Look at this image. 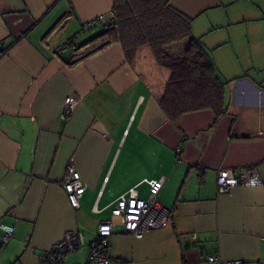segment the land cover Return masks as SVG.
Instances as JSON below:
<instances>
[{
  "label": "crops",
  "instance_id": "0c3cea01",
  "mask_svg": "<svg viewBox=\"0 0 264 264\" xmlns=\"http://www.w3.org/2000/svg\"><path fill=\"white\" fill-rule=\"evenodd\" d=\"M173 3L225 81L214 125L210 109L167 119V77L149 50L128 61L106 30L113 0H0V264H39L73 229L86 264L117 197L136 186L146 198L157 178L167 225L141 237L115 228L109 264H264V0ZM68 163L84 185L76 209L60 185ZM245 166L262 184L217 190V169Z\"/></svg>",
  "mask_w": 264,
  "mask_h": 264
},
{
  "label": "trees",
  "instance_id": "16d2710c",
  "mask_svg": "<svg viewBox=\"0 0 264 264\" xmlns=\"http://www.w3.org/2000/svg\"><path fill=\"white\" fill-rule=\"evenodd\" d=\"M112 13L106 30L117 32L125 58L131 61L146 48L167 69L158 104L169 121L176 124L184 113L210 109L214 125L226 113L225 81L193 35V18L173 0H113Z\"/></svg>",
  "mask_w": 264,
  "mask_h": 264
},
{
  "label": "built area",
  "instance_id": "2783aa9c",
  "mask_svg": "<svg viewBox=\"0 0 264 264\" xmlns=\"http://www.w3.org/2000/svg\"><path fill=\"white\" fill-rule=\"evenodd\" d=\"M101 20H103V16L98 15L86 21L83 26L89 28ZM75 103L74 96H69L65 100L64 116L71 115ZM145 181L148 183L146 198H141L136 186H132L117 197L111 207L109 217L98 221L95 239L89 245L86 264H109L110 260L106 249L108 238L117 227L124 233L141 237L147 230L158 229L167 225L169 208L158 200L163 181L160 178L145 179ZM216 183L219 192H226L236 185H260L262 181L254 166H245L217 169ZM60 185L66 193L70 206L74 209L78 208L84 185L79 172L72 163L66 165ZM10 235L11 229H5V233L1 236L2 241L5 242ZM80 245L81 238L77 230L64 231L61 237L43 252L39 264H63L64 256L76 251ZM214 259L216 256L208 257L209 261Z\"/></svg>",
  "mask_w": 264,
  "mask_h": 264
},
{
  "label": "rangeland",
  "instance_id": "374dc122",
  "mask_svg": "<svg viewBox=\"0 0 264 264\" xmlns=\"http://www.w3.org/2000/svg\"><path fill=\"white\" fill-rule=\"evenodd\" d=\"M89 31V30H88ZM158 66V65H157ZM159 69V74L158 77L161 78L162 74H164L166 77L168 75V71L165 68H162L160 66L157 67ZM221 77V76H220ZM223 79V77H221ZM165 207L168 208V206L165 203H162ZM110 212V209L107 210V213ZM81 252H74V253H69L63 258L64 264H66L68 261H70L72 264H85V260H81Z\"/></svg>",
  "mask_w": 264,
  "mask_h": 264
}]
</instances>
